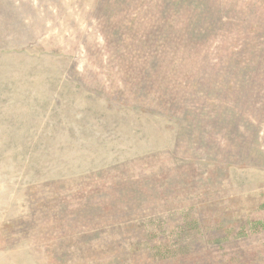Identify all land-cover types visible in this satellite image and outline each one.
Segmentation results:
<instances>
[{
	"label": "rangeland",
	"instance_id": "rangeland-1",
	"mask_svg": "<svg viewBox=\"0 0 264 264\" xmlns=\"http://www.w3.org/2000/svg\"><path fill=\"white\" fill-rule=\"evenodd\" d=\"M249 4L0 0V264H264Z\"/></svg>",
	"mask_w": 264,
	"mask_h": 264
},
{
	"label": "trees",
	"instance_id": "trees-1",
	"mask_svg": "<svg viewBox=\"0 0 264 264\" xmlns=\"http://www.w3.org/2000/svg\"><path fill=\"white\" fill-rule=\"evenodd\" d=\"M249 2L250 4L248 6V9L242 11L243 14L241 16V21L243 22V25H244L243 33L240 37L242 40L247 39L248 36L254 32L252 24H253V20L255 19H256V25H255L256 30L264 31V13L259 14L258 11L257 12L254 11V9L258 7L260 4L256 0H249ZM164 10L165 8H163V12ZM199 13L200 15L198 13H195L193 18H192V13H189L188 15L185 16V20L191 21L194 19V20L199 21L200 23H207V24L216 22L218 20L224 21V19L220 15H218L215 20H210L208 19L209 17L206 15V13H203V12H199ZM179 33H183V32L180 30ZM245 44H247V42H245ZM251 50L256 51L261 56V53L264 50V48L258 49V46L254 45L251 47Z\"/></svg>",
	"mask_w": 264,
	"mask_h": 264
}]
</instances>
